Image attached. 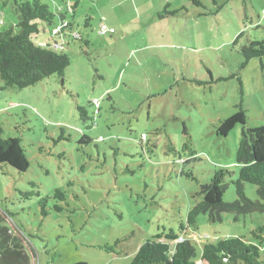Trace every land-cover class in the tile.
Returning a JSON list of instances; mask_svg holds the SVG:
<instances>
[{"label": "rangeland", "instance_id": "1", "mask_svg": "<svg viewBox=\"0 0 264 264\" xmlns=\"http://www.w3.org/2000/svg\"><path fill=\"white\" fill-rule=\"evenodd\" d=\"M42 1L91 46L71 44V65L35 86L3 89L0 79L3 138L21 139L30 161L25 173L0 167V214H10L2 225L12 232L4 251L17 241L29 264H131L141 244L174 233L198 254L243 238L264 259V213L217 223L201 214L188 225L201 186L240 169L243 126L221 137V123L244 109L246 127L264 126V58L244 53L264 41V0ZM102 24L115 32L101 34ZM17 25L13 3H0V32ZM256 190L246 185L249 199Z\"/></svg>", "mask_w": 264, "mask_h": 264}, {"label": "trees", "instance_id": "2", "mask_svg": "<svg viewBox=\"0 0 264 264\" xmlns=\"http://www.w3.org/2000/svg\"><path fill=\"white\" fill-rule=\"evenodd\" d=\"M190 1L200 4L198 0ZM10 2L13 3L18 17V25L16 28L0 32V79L4 83L3 89H24L35 86L50 76L62 75L71 65L70 56L66 53L71 44H80L82 51L90 49L89 35L81 33L70 20L66 33L77 30L80 32V38L73 40L69 35H65V50L55 48L60 42L58 40L63 38L60 33H55L58 25L50 32L49 38L40 39L41 33L46 32V27L53 26L57 20L60 23L67 18L65 14L51 11L42 0H0L4 6ZM72 8L74 14L75 5ZM244 53L247 59L264 58V41L252 42ZM78 110L85 121L87 112L83 107H78ZM247 120L246 111L241 109L221 123L218 131L221 137H227L237 125L243 126L236 154L240 169L238 173L230 170L218 171L209 183L201 186L199 195L202 201L189 213L188 225L194 226L201 214L209 215L210 222L217 223L222 221V215L225 213L235 216L264 213V126L246 127ZM184 130L187 134V129ZM3 133L4 130L0 126V167L12 168L19 173L27 172L30 161L22 140L4 139ZM184 151H189L191 157L197 155L187 144ZM236 175L237 179L234 180ZM227 177H230V183L235 187L237 194L236 201L232 203L224 201V194L229 188ZM248 184L257 188L256 200L248 198ZM55 199L64 202L66 196L61 190H57ZM48 200L49 198H44L40 202L41 213L45 217L49 215ZM55 209L62 212L63 206L57 205ZM9 215L0 214V264H29L24 247L17 241L13 251L3 249L8 248L7 244L12 241L11 230L2 225V221H5L7 216L10 217ZM260 232L264 234V227ZM180 238L179 235L169 233L161 238L147 240L137 248L131 264H264L261 247L247 244L243 238L224 239L217 244H203L201 254L197 253L190 240L179 241Z\"/></svg>", "mask_w": 264, "mask_h": 264}, {"label": "built area", "instance_id": "3", "mask_svg": "<svg viewBox=\"0 0 264 264\" xmlns=\"http://www.w3.org/2000/svg\"><path fill=\"white\" fill-rule=\"evenodd\" d=\"M67 11L69 13H73V8L70 5H68L67 6ZM69 25H70V21L67 20V19H63L59 23V25L57 26V28L55 30V33H60L61 37H63V38L61 39V41L59 43H57L55 45L56 49H59V50H62V51L65 50V48H66L65 35H69L73 40L80 38V32L77 31V30H73L72 32L66 33V30L69 29ZM107 32H110L111 34H113L115 32V30L113 28L108 27L105 24H102L101 28H100V33L101 34H106ZM144 138H146L145 135H144ZM179 241H184L183 237H181L179 239Z\"/></svg>", "mask_w": 264, "mask_h": 264}, {"label": "crops", "instance_id": "4", "mask_svg": "<svg viewBox=\"0 0 264 264\" xmlns=\"http://www.w3.org/2000/svg\"><path fill=\"white\" fill-rule=\"evenodd\" d=\"M75 8H76V6H75ZM106 25V24H105ZM101 28V27H100Z\"/></svg>", "mask_w": 264, "mask_h": 264}]
</instances>
